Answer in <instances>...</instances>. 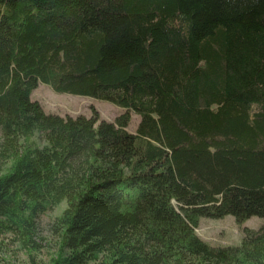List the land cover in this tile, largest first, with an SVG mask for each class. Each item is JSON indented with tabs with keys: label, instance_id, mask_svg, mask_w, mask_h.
I'll list each match as a JSON object with an SVG mask.
<instances>
[{
	"label": "trees",
	"instance_id": "1",
	"mask_svg": "<svg viewBox=\"0 0 264 264\" xmlns=\"http://www.w3.org/2000/svg\"><path fill=\"white\" fill-rule=\"evenodd\" d=\"M40 82L124 112H47ZM64 202L51 264H264V226L196 230L264 218V0H0V234L36 250Z\"/></svg>",
	"mask_w": 264,
	"mask_h": 264
},
{
	"label": "rangeland",
	"instance_id": "2",
	"mask_svg": "<svg viewBox=\"0 0 264 264\" xmlns=\"http://www.w3.org/2000/svg\"><path fill=\"white\" fill-rule=\"evenodd\" d=\"M32 99L39 100L47 112L62 115L90 116L96 110L101 119L115 121L124 112L123 108L114 102L90 96L59 93L44 82H40L33 91ZM140 119L139 114L132 115L128 126L131 132H136ZM66 205L64 202L39 217L36 241L40 247L36 250L23 248L11 234H0V264H51L60 249V238L54 230V223ZM263 226L264 218L260 216H252L240 223L233 215H227L222 218L202 217L196 230L210 244L223 246L239 245L246 234V228L259 230Z\"/></svg>",
	"mask_w": 264,
	"mask_h": 264
}]
</instances>
